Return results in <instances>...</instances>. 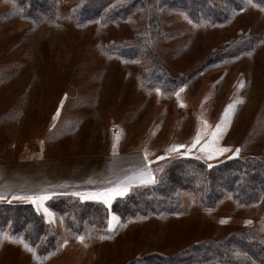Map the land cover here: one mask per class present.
<instances>
[{
	"label": "rangeland",
	"instance_id": "rangeland-1",
	"mask_svg": "<svg viewBox=\"0 0 264 264\" xmlns=\"http://www.w3.org/2000/svg\"><path fill=\"white\" fill-rule=\"evenodd\" d=\"M43 1L48 11L30 12L16 0H0V161L63 158L53 173L71 178L104 166L99 156H131L134 163L141 154L148 175L142 186L161 179L177 159H196L209 168L235 158L264 162L263 5L244 0L211 23L161 8L159 0H140L125 17L79 21L75 10L84 0ZM137 41L157 65H151L149 52L125 58L109 49ZM79 157L92 158L90 165L79 170ZM134 188H89L76 180L71 192L36 187L0 198V212L10 203L32 204L56 234L53 246L32 244L24 231L11 228V219L0 223V264H129L245 229L264 243V192L248 205L227 192L212 207L181 192L175 212L153 208L148 211L155 214L121 219L113 203ZM62 198L98 204L106 225L67 228L55 210Z\"/></svg>",
	"mask_w": 264,
	"mask_h": 264
},
{
	"label": "trees",
	"instance_id": "trees-1",
	"mask_svg": "<svg viewBox=\"0 0 264 264\" xmlns=\"http://www.w3.org/2000/svg\"><path fill=\"white\" fill-rule=\"evenodd\" d=\"M16 1L30 12L50 9L49 4L43 0ZM252 1L264 6V0ZM243 3L244 0H159V7L182 9L193 20L204 18L215 23L222 21L232 9L240 7ZM140 5V0H84L76 8L75 15L79 21L98 16L104 19L125 17ZM140 36L142 38L143 35ZM142 45L140 46L139 41L114 43L109 49L125 58H132L142 56L137 54L138 51L149 52V48L143 42ZM149 54L152 55L151 65H157L155 55L150 52ZM152 69L158 77L167 79L161 69L155 67ZM181 192L198 195L204 207L214 206L227 192L238 203L248 205L264 192V162L255 158H235L209 168L196 159H177L171 162L161 179L150 186L135 187L125 197L117 199L112 210L121 219L135 214L175 212L182 203ZM63 199L55 204V210L63 214L67 228L81 232L82 223H90L97 229H102L106 225L103 220L105 211L101 213L103 210L98 204L92 201L71 202L69 199ZM10 204L7 209L0 212L2 225H6L11 219V228L14 231H24L25 239L32 244L51 242V246L54 245L56 234L48 231V227L41 221L42 218L32 204ZM153 208L156 212L148 211ZM261 242L263 241L257 239L251 230L245 229L230 232L219 240L195 241L170 256L153 252L132 259L129 264H135L137 261L143 264H181L193 260L220 262L228 260L236 264H262L264 243ZM205 246L213 249L204 250Z\"/></svg>",
	"mask_w": 264,
	"mask_h": 264
},
{
	"label": "crops",
	"instance_id": "crops-1",
	"mask_svg": "<svg viewBox=\"0 0 264 264\" xmlns=\"http://www.w3.org/2000/svg\"><path fill=\"white\" fill-rule=\"evenodd\" d=\"M140 157V160H136L134 157V163H132L131 156H112V160L108 161L109 157L102 155L98 158H104L100 160L103 161L104 166L97 168L94 172L79 171V177L71 178L67 175L62 177L61 174L53 173V170L57 168L56 162L62 161L63 158L0 161V198L27 194L29 191L35 190L36 187L45 193L71 192L74 191L73 186L76 180L79 185L84 184L89 188L106 187L108 190H129L147 183L146 163L143 160V155L140 154ZM91 160L92 158L79 157V170L84 166H89ZM123 197L125 196H120L118 199Z\"/></svg>",
	"mask_w": 264,
	"mask_h": 264
},
{
	"label": "snow or ice",
	"instance_id": "snow-or-ice-1",
	"mask_svg": "<svg viewBox=\"0 0 264 264\" xmlns=\"http://www.w3.org/2000/svg\"><path fill=\"white\" fill-rule=\"evenodd\" d=\"M232 107H233V106H229V110H230ZM225 115H226V116L228 115V112H227V111H226ZM219 131H220V129L218 128V129H217V132H214V133L212 134L214 138L217 136V134H218ZM198 142H199V141L197 140V143H198ZM173 150H179V149L176 148V149H173Z\"/></svg>",
	"mask_w": 264,
	"mask_h": 264
}]
</instances>
